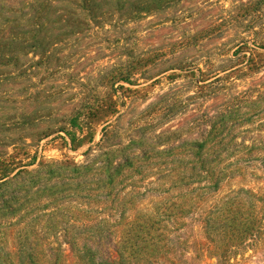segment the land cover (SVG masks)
I'll return each mask as SVG.
<instances>
[{
    "label": "rangeland",
    "instance_id": "obj_1",
    "mask_svg": "<svg viewBox=\"0 0 264 264\" xmlns=\"http://www.w3.org/2000/svg\"><path fill=\"white\" fill-rule=\"evenodd\" d=\"M130 17L124 14L104 26L64 33L56 45L27 56L31 75L17 113H50L40 123L46 130L70 128L69 121L81 101L90 103L114 94L109 85L112 72L137 66L131 68L135 71L134 85H115L119 112L109 122L93 125L94 141L73 150L61 131L27 151L24 147L15 151L13 146L8 151H20L23 159L25 152L37 151L39 157L47 159L70 157L83 162L88 147L101 143L108 124L115 134L106 141L108 145L140 139L145 148H168L198 140L209 128L206 115L234 105L235 119L214 142L206 167L216 175H206L207 180L200 182L181 181V175L191 169L192 164L187 163L190 158L155 157L146 166L145 179L139 182L138 189L144 195L125 216L120 202L122 197L130 198L126 195L130 188L119 196H100L102 202L90 204L94 212L75 214L66 221L81 228L97 226L101 233L92 238L83 236L79 245L96 250L98 260L123 264L119 253L126 223L137 216L161 214L172 199L192 192L176 223L168 220L156 227L161 251L153 256L152 264H264V0H181L165 9ZM84 127L85 132H92L90 126ZM15 134L25 135L20 131ZM223 169L227 175H222ZM243 189L255 193L252 199L239 195L246 202L245 208L252 202L256 205L262 221L255 236L230 242L211 230L207 221ZM81 207L88 209L85 203ZM59 242L66 257L60 259L58 251H51L53 262L86 264L79 259L76 246L62 237ZM18 243L11 239L7 247L13 250ZM134 261L126 264H151Z\"/></svg>",
    "mask_w": 264,
    "mask_h": 264
},
{
    "label": "trees",
    "instance_id": "obj_2",
    "mask_svg": "<svg viewBox=\"0 0 264 264\" xmlns=\"http://www.w3.org/2000/svg\"><path fill=\"white\" fill-rule=\"evenodd\" d=\"M179 1L0 0V264H57L58 261L53 262L50 256L51 251H58L60 259L66 257L63 244L59 242L61 237L76 246L78 257L84 263L112 264L98 260L96 250L89 245H79L83 236L92 238L101 233L95 229L97 226L76 227L66 219L73 218L75 214L87 216L94 212L90 204L102 202L100 196H119L122 190L130 188L126 194L130 198L122 197L120 202L125 216L130 206L134 209L136 199L144 195L138 189L141 186L139 182L145 179L146 166L155 157L171 155L190 158L187 163L192 164L191 169L181 175V181L192 179L200 182L207 176L216 175L206 167L212 150H215L214 142L222 138L229 129V122L235 119L236 110L230 104L218 114L206 115L209 128L201 138L181 145L145 148L140 139L108 145L106 141L115 135L113 126L108 124L103 128L101 143L88 147L83 162L70 157L47 159L39 157L37 151L35 154L25 152L26 159L19 157L23 147L27 151L55 132H64L73 150L91 144L95 137L93 125L105 124L119 112V101L115 97L118 87L115 85L121 83L119 88H124L123 83L134 85L132 78L135 71L132 69L137 68L132 66L125 71L112 72L109 85L114 94L90 103L81 101L69 121L70 128L60 126L56 130H46L40 123L51 116L50 113L42 110L17 113L21 109L18 104L25 101V82L31 75L27 65V56L31 51L37 53L53 43L56 45L64 33L72 35L91 26H104L124 14H129L130 18L143 16ZM84 124L90 126L92 132H85ZM17 131L25 135L16 136ZM11 146L20 151L9 152ZM223 170L222 175H227ZM220 181L216 185L219 186ZM183 193L172 199L161 214L137 216L126 223L119 253L123 264L132 260L155 262L153 256L161 251V235L156 227L168 220L177 222L192 196V192ZM241 193L248 199L256 196L243 189L229 197L215 211L218 215L207 221L211 230L220 232L223 239L230 242H241L255 236L262 221L253 202L252 206L245 208L246 202L239 195ZM82 203L88 209L81 207ZM11 239L19 241L13 250L7 247Z\"/></svg>",
    "mask_w": 264,
    "mask_h": 264
}]
</instances>
